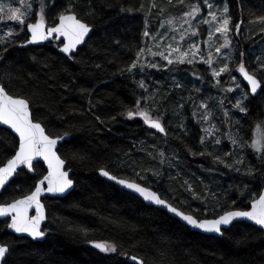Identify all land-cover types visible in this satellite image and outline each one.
Returning a JSON list of instances; mask_svg holds the SVG:
<instances>
[{"label": "trees", "instance_id": "1", "mask_svg": "<svg viewBox=\"0 0 264 264\" xmlns=\"http://www.w3.org/2000/svg\"><path fill=\"white\" fill-rule=\"evenodd\" d=\"M197 1L80 0L78 11L93 25V32L72 58L59 51L57 40L21 47L29 38L26 25L20 32L16 22L0 21V36L7 41L0 43L4 57L0 83L11 94L29 99L35 120L50 135L69 134L58 152L75 181L64 197L44 199L43 241L17 236L5 219L0 220V243L10 246L7 264H135L132 256L146 264H264V232L259 227L238 221L222 236L203 234L99 174L105 168L138 181L198 218L247 209L261 193L264 159L249 145L257 126L264 128V92L247 97L243 104L247 112L232 109L222 134L201 144V137L207 136L201 117L213 108L232 105V95L227 96V105L219 99L226 92L222 88L229 81L226 74L216 84L208 65L198 62L127 71L156 27ZM224 1L232 21L239 20L243 28L233 44L231 69L243 52L252 72L264 63V22L258 19L264 17V0ZM30 2L32 13H37L39 0ZM47 3L51 22L67 0H56L54 7L51 0ZM87 11L93 15L84 16ZM10 30L14 34L8 37ZM145 30L149 37L143 35ZM140 80L147 91L139 87ZM149 96L152 115L161 119L167 134L150 128L142 118L126 115L135 109L137 99ZM201 104L207 105L205 113ZM145 106L149 105L142 100L141 107ZM17 148L16 135L0 127V165ZM216 156L232 167L216 161ZM238 159L243 163L237 164ZM46 173L41 162L34 174L20 171L0 193V202L26 194ZM91 241L114 243L117 252L104 253Z\"/></svg>", "mask_w": 264, "mask_h": 264}, {"label": "snow or ice", "instance_id": "2", "mask_svg": "<svg viewBox=\"0 0 264 264\" xmlns=\"http://www.w3.org/2000/svg\"><path fill=\"white\" fill-rule=\"evenodd\" d=\"M171 4L172 0H168ZM179 3H184V0H178ZM20 7H12L10 4L0 2V21H13L20 26V32L25 30L30 33V38L25 40L21 47L28 44H37L44 41L51 42L57 40L60 42L59 51L67 57H74L76 50L80 45L86 42V38L90 36L93 31V25L82 18L81 13L78 11L80 6V0H67V5L59 11L55 18L49 22L47 19V0H39V10L37 13H32V5L27 0H19ZM52 6H55L56 0H51ZM204 8L198 2L196 4L189 5V10L183 12L180 20L182 21L180 29L175 27L176 18H170L167 21L168 25L172 26L173 32L179 33V40L176 45L168 43L164 46V50L152 51V48H140L136 53V60L127 68V71L132 72L133 69L139 67L140 71H144L145 67L158 68L160 65L156 62L146 61L142 62L145 52L151 55L153 58L159 56L162 60L167 61V64L171 65L174 62L194 64L199 57V61L208 65L211 69V74L216 78L217 84L220 83V77L224 73H228L230 80L236 82L237 78L232 75V69L229 67V63H224L218 69L213 67L212 53H208V58L205 59L201 54L200 46L197 42L192 41V37L200 35L198 27H194L193 20L200 17L199 23L208 25V39L204 43L209 44L211 47L212 37L215 34H219L223 38V44L216 47L215 51L218 54L224 55V58L231 61L232 57L229 54L225 55L221 52V49H228L231 45L229 33L232 31L231 17L228 15L229 8L225 5L217 15L219 9L215 8L214 3L211 0H202ZM152 7H157L153 3ZM207 9L206 15H202L204 9ZM164 9H161V13ZM35 15L34 22H27L30 16ZM84 16H92L91 11H87ZM264 22V17L258 18ZM242 23V21H241ZM188 25L184 28V25ZM240 23H236L234 28L236 34L240 32ZM160 27H164V23H161ZM264 30V29H262ZM13 31H8V37L13 36ZM19 34V33H15ZM143 35L149 37V31L145 30ZM157 37L161 41L167 38L166 33H157L152 36V40H157ZM189 41L187 49L182 50V44L186 40ZM171 40L176 41V36L170 37ZM3 37H0V43H6ZM160 44L157 43L155 47L160 48ZM7 52V48L4 49ZM241 59L235 66L237 71L243 79L247 82L250 88L249 92L241 94V99L235 104L241 112H247V108L243 105L242 101L247 99L249 95L256 97L260 95V92H264V63L259 64L258 68L250 72L242 59L244 53L240 54ZM4 57H0L3 59ZM257 73H260L258 78ZM139 87L147 91V85L143 80L139 81ZM236 88H239V84L236 83ZM260 90V91H258ZM228 91H234V89H228ZM153 97L147 98L141 97L135 102L134 110H127L126 115L129 119L134 117H140L143 122L152 129L158 130L160 133H166L165 126L161 119L152 115V109L150 107ZM144 100L146 105L141 107V101ZM223 103V102H221ZM201 107L207 108L206 104H201ZM195 115V113H193ZM225 115H228L225 112ZM97 119H99L97 117ZM207 119V116L205 117ZM0 124L8 126L18 136V148L15 150L14 155L10 158H6V162L0 166V192H2L6 186L20 174V171L26 170L28 173H35L36 166L41 161L47 165V174L38 179L29 192L22 195L19 198H14L11 202H0V218H4L6 221V227L12 230L16 234H27L33 240L41 239L45 236V232L41 230V224L46 219L45 205L41 201V196L44 193L48 194H64L73 187L74 181L70 178V170H65V159H62L57 152V145L60 141L65 140L68 137V133L65 132L62 135H50L46 132L45 127L41 122L35 120L33 113L30 109V101L26 97L13 95L9 92L5 84L0 83ZM210 126L203 129V131L211 136L213 134V128ZM207 136L201 137L200 143L204 144ZM229 139L233 145L238 142L235 138L229 135ZM215 143L219 144L220 140L217 139ZM256 153L260 154V158L264 159V128L259 125L256 128L255 137L249 145ZM200 155H204L203 152ZM211 155V153H209ZM230 155V153H225ZM215 160L219 163L225 164L226 167H232V165L226 164V162L219 156L215 157ZM237 164L243 163V159H238ZM239 171V169H235ZM100 174L109 180L115 181L119 185L133 190L139 194L144 200L154 202L156 205H162L167 210L177 217L181 218L186 225L196 229H200L204 232L224 234V231L228 226H231L234 221L238 219H247L254 225L258 226L264 231V192L259 194L258 198L251 200L249 210H227L222 214H218L215 218H198L191 212H185L180 208L169 203L166 199L162 198L156 191L151 188L142 186L140 183L131 181L124 178H118L117 175H113L105 168L100 169ZM144 179V177H141ZM19 188V185H17ZM235 204V201L232 202ZM200 212V209L194 210ZM207 212V209L204 210ZM34 214H31L33 213ZM94 247L104 253L117 252V246L110 242H95L91 241ZM10 253V246L6 243H0V264H7V254ZM131 260L135 264H146L145 260L132 256Z\"/></svg>", "mask_w": 264, "mask_h": 264}, {"label": "rangeland", "instance_id": "3", "mask_svg": "<svg viewBox=\"0 0 264 264\" xmlns=\"http://www.w3.org/2000/svg\"><path fill=\"white\" fill-rule=\"evenodd\" d=\"M0 2H3L5 4H10L12 7H20L21 6L20 3H19V0H0ZM27 2L31 3L30 0H27ZM198 2L201 4V7L204 8V6L202 4V0H198L196 3H198ZM211 2L214 3L215 8L219 9L217 11V15L220 14V12L222 11L223 7L226 5L224 0H211ZM206 12H207V9L205 8L203 13H202V15H206ZM182 14H180L178 17H175L176 18L175 27L177 29H180V25L182 23V21L180 20V17L182 16ZM228 15H229V13H228ZM31 18H32V16H30L29 19H31ZM35 18L36 17H34V19ZM169 19H166V21L161 22V23H164V27H160V25H161V23H160L156 27L157 29H155V33H152V35H151V37H152V36H155L157 33H166L167 34V38L165 40H163V41H161L159 37H157V40H155V41L152 40V38H150L143 45V48H145V49L152 48V51H161V50H164V46L166 44H168V43H172L173 46L176 45V42L179 40V33L178 32H173L171 30L172 26L167 24V21ZM199 20H200V17H197L196 20L192 21L193 26L194 27H198L199 31H200V35L199 36L191 38L192 41H195V42H197L199 44L200 49H201V54L204 55L205 59L208 58V53L209 52L212 53L213 67H216L218 69L220 66H222V64L229 63V67L231 68L230 61L225 59L224 55L218 54L215 51L216 47H219L220 45L223 44V38L221 36H219V34H215L212 37V41L210 42L211 43V47L209 46V44L204 43V41L208 39L209 28H208V25H204L202 23H199ZM231 21H232V19H231ZM30 22H32V21H30ZM236 23H239V20H237L235 23L232 21V24L230 25V27H232V31L229 33V37H230V40H231L230 48H228V49H223L222 48L221 49V52L223 54H225V55L230 53V55L232 56L233 47H234L233 44L235 43L236 38L240 37L241 34H242V30H243L242 26H240L239 34L238 35L236 34V30L234 28V25ZM187 27H188V25L185 24L184 28H187ZM180 30L183 31V29H180ZM173 35L176 36V41H173V40L170 39V37H172ZM157 43H159L161 45L160 48L155 47V45ZM188 43H189V41L186 38V40L182 44V50L187 49ZM238 57H240V56H238ZM141 59H142V62L151 61V62H156L158 64H160V63L166 64L167 63V61L162 60L159 56H156L155 58H153L151 55L147 54V51L145 52L144 57H142ZM240 59H241V57H240ZM242 59L245 60V56H243ZM196 62L202 63V62L199 61V57H197V61ZM180 64L181 63L174 62L171 65L177 66V65H180ZM184 64H187V63H184ZM167 65H169V64H167ZM224 74H226L228 76L227 79L229 81L228 82L226 81L225 84L223 85L222 88L224 90H226V92L223 91L219 95V99L221 101L225 102L226 105H227V96L229 97L230 95H232V97H231L232 98V101H231L232 105L230 107L226 106L224 109L221 108V107L213 108V109H211L210 112L206 113L204 116L201 117L202 121H204V123H205V127L206 128H208L210 126H213V125L215 126L213 128V134L211 136L207 135V137H213V135L215 137H218L220 134H222L221 130H223L224 126H225V116H230L231 110L236 108L235 104H236V102L238 100L241 99V94L242 93H244V92H249L250 93L249 89L245 86L244 82L242 81V79L237 74V71H235V68L232 69V75H235L236 78H237L235 83L232 82L230 84L229 83L230 82L229 74L228 73H224ZM220 80H221V78H220ZM236 83L239 84V88H236ZM216 84H217V82H216ZM228 89H234V91H228ZM245 101H246V99H244L242 101V103L244 104ZM201 109L204 111L203 113H205V108L201 107ZM222 109H223V112H222ZM225 112H227L228 115H225ZM206 116H207V119H205ZM254 137H255V135H254Z\"/></svg>", "mask_w": 264, "mask_h": 264}, {"label": "water", "instance_id": "4", "mask_svg": "<svg viewBox=\"0 0 264 264\" xmlns=\"http://www.w3.org/2000/svg\"><path fill=\"white\" fill-rule=\"evenodd\" d=\"M32 22H34V21H32ZM93 32V31H92ZM29 33V32H28ZM91 34L92 33H90V36H91ZM89 36V37H90ZM89 37L88 38H86V41L89 39ZM29 38H30V33H29ZM28 38V39H29ZM46 42H48V41H44V42H41V43H37V44H28L27 46H29V45H41V44H44V43H46ZM85 44V43H84ZM83 44V45H84ZM22 45V44H21ZM83 45H80L79 47H81V46H83ZM78 47V48H79ZM77 51V50H76ZM250 71V70H249ZM251 72V71H250ZM237 74L239 75V77L242 79V81L244 82V84H245V86L249 89V91H250V88H249V86L247 85V82L243 79V77L237 72ZM259 78V77H258ZM258 91H260V90H258ZM30 109H31V107H30ZM32 111V110H31ZM135 118V117H134ZM140 118V117H139ZM43 125V124H42ZM44 126V125H43ZM0 127H3V128H6V129H9L10 131H12L10 128H8V126H6V125H3V124H0ZM45 127V126H44ZM46 129V128H45ZM156 130V129H155ZM158 131V130H157ZM13 132V131H12ZM46 132H47V130H46ZM14 133V132H13ZM48 133V132H47ZM15 134V133H14ZM16 135V134H15ZM16 137L18 138V136L16 135ZM70 138V136L68 135V137L65 139V140H68ZM65 140H62V141H60L59 143H58V145H57V152H58V148H59V145H61ZM58 154H59V152H58ZM60 155V154H59ZM61 156V155H60ZM62 158V157H61ZM63 159V158H62ZM66 161V160H65ZM41 163H43L44 165H45V167H46V169H47V165H46V163H44V162H42L41 161ZM0 166H2V165H0ZM65 170H70V178L72 179V177H71V175H72V169H70V168H68V165H67V162L65 163ZM31 174H34V173H31ZM47 174V173H46ZM99 174H100V170H99ZM101 175V174H100ZM114 175V174H113ZM102 176V175H101ZM106 178V177H105ZM118 178H121V177H118ZM107 180H109L108 178H106ZM124 179H127V178H124ZM73 181H74V179H72ZM128 180H131V179H128ZM109 181H112V180H109ZM131 181H135V180H131ZM112 182H114V183H116L115 181H112ZM135 182H137V183H140V182H138V181H135ZM118 186H120V187H122L123 189H125L126 191H128V192H130V193H133V194H135L136 196H138L139 198H141L146 204H148V205H153V206H156V207H158V208H161V209H164V210H166L171 216H173V217H175V218H177L178 220H180L182 223H184L185 225H186V222H184L181 218H179V217H177L175 214H173V213H171V212H169L168 210H167V208L166 207H164V206H162V205H156L154 202H150V201H146V200H144L141 196H139V194H137V193H135L133 190H130V189H127L126 187H124V186H122V185H119L118 183H116ZM142 186H146V187H149V186H147V185H144V184H142V183H140ZM74 186H75V181H74V184H73V187L71 188V189H69L68 190V192H66V193H64V194H55V195H53V194H48V193H44V194H42V196H41V201H42V203L45 205V202H44V199L46 198V197H64L66 194H68L73 188H74ZM149 188H151V187H149ZM153 191H156V190H154L153 188H151ZM157 192V191H156ZM262 192H264V187H263V189H262V191H261V193ZM1 193V192H0ZM158 193V192H157ZM260 193V194H261ZM159 194V193H158ZM160 195V194H159ZM161 196V195H160ZM256 198H258V197H256ZM169 202V201H168ZM170 203V202H169ZM175 206V205H174ZM250 209V207L249 208H247V209H237V208H232V209H229V210H249ZM227 211V210H226ZM45 212H46V219H45V221H43L42 222V224H41V230L42 231H44V225L47 223V209H46V206H45ZM223 213V212H222ZM222 213H220V214H222ZM31 214H34V212L33 213H31ZM212 218H215V217H209V219H212ZM2 219H4V218H0V220H2ZM238 221H246V222H248V223H250V224H252V225H254L252 222H250V221H248L247 219H238V220H236V221H234V222H238ZM233 222V223H234ZM188 226V225H187ZM256 226V225H255ZM190 229H192V230H194V231H198V232H200V233H203V234H207V235H215V236H222V235H220V234H217V233H210V232H204V231H202V230H200V229H196V228H193V227H191V226H188ZM230 226H228L227 228H229ZM258 227V226H257ZM226 228V229H227ZM9 231L10 232H12V233H14L12 230H10L9 229ZM45 232V231H44ZM264 232V231H263ZM14 234H16V233H14ZM17 236H25V237H28V238H30V239H32L31 237H29V236H27V234H16ZM45 237H46V234H45V236L43 237V238H41V239H38V240H34V241H43L44 239H45ZM33 240V239H32ZM93 245V244H92ZM94 246V245H93ZM8 255V254H7Z\"/></svg>", "mask_w": 264, "mask_h": 264}, {"label": "bare ground", "instance_id": "5", "mask_svg": "<svg viewBox=\"0 0 264 264\" xmlns=\"http://www.w3.org/2000/svg\"><path fill=\"white\" fill-rule=\"evenodd\" d=\"M206 218V217H205Z\"/></svg>", "mask_w": 264, "mask_h": 264}]
</instances>
